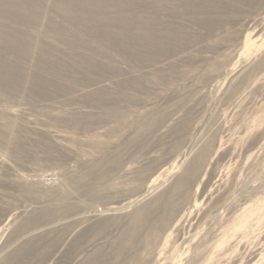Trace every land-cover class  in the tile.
Masks as SVG:
<instances>
[{"label":"rangeland","instance_id":"374dc122","mask_svg":"<svg viewBox=\"0 0 264 264\" xmlns=\"http://www.w3.org/2000/svg\"><path fill=\"white\" fill-rule=\"evenodd\" d=\"M0 264H264V0H0Z\"/></svg>","mask_w":264,"mask_h":264}]
</instances>
